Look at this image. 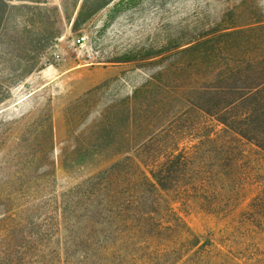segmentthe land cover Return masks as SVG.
Returning a JSON list of instances; mask_svg holds the SVG:
<instances>
[{
	"label": "rangeland",
	"instance_id": "1",
	"mask_svg": "<svg viewBox=\"0 0 264 264\" xmlns=\"http://www.w3.org/2000/svg\"><path fill=\"white\" fill-rule=\"evenodd\" d=\"M7 4L0 5V264H69L65 236L73 228H65L64 206L54 195L130 156V146L173 117L183 118L189 108L183 98L216 86L214 78L234 68L225 62L239 56L237 39L223 30L264 22V0ZM222 45L230 53L217 51ZM193 100L204 104L194 94ZM240 113L248 122L258 118ZM189 119L181 120L184 137L202 134ZM214 130L223 126L215 123ZM237 139L240 182L249 191L239 200L226 193L228 214L195 204L173 208L191 233L222 252L219 264H264V151ZM253 202L259 206L250 210ZM83 208L74 211L82 216ZM82 250L76 248L77 257Z\"/></svg>",
	"mask_w": 264,
	"mask_h": 264
},
{
	"label": "trees",
	"instance_id": "2",
	"mask_svg": "<svg viewBox=\"0 0 264 264\" xmlns=\"http://www.w3.org/2000/svg\"><path fill=\"white\" fill-rule=\"evenodd\" d=\"M8 1L12 0H0V5L7 9ZM251 26L254 27L248 30H223L224 36L237 39L233 51L239 56L225 62L227 68H234L217 75L216 86L194 90L195 99L204 104L199 106L193 94L183 98L189 107L183 118H188L190 123L189 117L194 116L198 121L194 125L199 126L193 131L202 134L185 138L187 125L181 122L183 118L173 117L143 142L130 146L127 149L130 156L60 197L54 195V201L61 199L64 206L61 217L65 228H73L65 236V254L74 260L69 264H219L223 261L222 252L212 241L202 240L187 229L173 204L180 203L185 208L195 204L212 213L228 214L232 203L226 200V193H230L232 200H239L249 191V186L240 182V164L236 158L240 151L233 142H239V137L256 143L264 151L259 146L260 139L264 140L261 110L264 48H260L264 44L261 41L264 22ZM246 33L250 35L244 39ZM217 51L230 53L226 45L219 46ZM243 109L258 118L248 122L240 113ZM48 123L52 133L50 116ZM215 123L223 126V130L215 132ZM255 202L250 210L259 206ZM81 204L88 208H83V215L79 216L74 208ZM58 229L61 231L60 224ZM76 248L83 249L79 257Z\"/></svg>",
	"mask_w": 264,
	"mask_h": 264
},
{
	"label": "built area",
	"instance_id": "3",
	"mask_svg": "<svg viewBox=\"0 0 264 264\" xmlns=\"http://www.w3.org/2000/svg\"><path fill=\"white\" fill-rule=\"evenodd\" d=\"M84 41H85V39L82 38V39L78 40V43H82V42H84Z\"/></svg>",
	"mask_w": 264,
	"mask_h": 264
},
{
	"label": "bare ground",
	"instance_id": "4",
	"mask_svg": "<svg viewBox=\"0 0 264 264\" xmlns=\"http://www.w3.org/2000/svg\"><path fill=\"white\" fill-rule=\"evenodd\" d=\"M26 99H27V98H26ZM26 99H25V100H26Z\"/></svg>",
	"mask_w": 264,
	"mask_h": 264
},
{
	"label": "crops",
	"instance_id": "5",
	"mask_svg": "<svg viewBox=\"0 0 264 264\" xmlns=\"http://www.w3.org/2000/svg\"><path fill=\"white\" fill-rule=\"evenodd\" d=\"M32 96V95H31ZM30 97V96H29Z\"/></svg>",
	"mask_w": 264,
	"mask_h": 264
}]
</instances>
